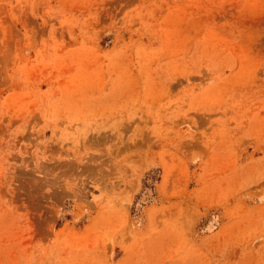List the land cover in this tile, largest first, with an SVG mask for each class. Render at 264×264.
<instances>
[{
  "label": "rangeland",
  "instance_id": "374dc122",
  "mask_svg": "<svg viewBox=\"0 0 264 264\" xmlns=\"http://www.w3.org/2000/svg\"><path fill=\"white\" fill-rule=\"evenodd\" d=\"M0 264H264V0H0Z\"/></svg>",
  "mask_w": 264,
  "mask_h": 264
}]
</instances>
